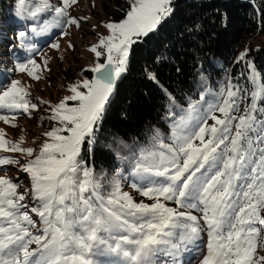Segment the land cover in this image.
Listing matches in <instances>:
<instances>
[{
	"label": "snow or ice",
	"instance_id": "6c2138e0",
	"mask_svg": "<svg viewBox=\"0 0 264 264\" xmlns=\"http://www.w3.org/2000/svg\"><path fill=\"white\" fill-rule=\"evenodd\" d=\"M77 2L33 0L28 6V0H15V16L31 25L48 13L54 15L53 27H79L86 18L69 12ZM173 14V0H128L124 16L103 23L107 34L88 49L96 62L87 71L95 75L68 85L70 94L55 104L39 101L48 106L52 122L39 147L22 146L0 130V153L26 157L22 162L0 155V170L18 165L30 183L18 191L13 178L0 176V264H102L98 257L107 255L121 258L119 264H179L181 252L197 250L202 253L199 264H264V255L257 253L261 229L256 226H264V103L257 107L264 101V84L251 92L252 102L237 115L238 95L242 100L247 90L230 78L218 102L201 117L204 95L189 101L185 110L156 73L146 71V78L172 105L168 116L174 128L171 144L154 137L153 149L141 148L131 158L132 174L142 181L137 191L149 202H136L115 178L105 193L83 164L82 151L85 146L94 149L110 98L128 71L133 46L159 32ZM27 36V29L16 32L15 47H25ZM50 46L59 48L58 43ZM246 56L247 50L236 63L246 62L253 70L248 79L255 83L257 75ZM38 68L28 56L10 71L39 80ZM44 69L50 71L46 62ZM29 96L19 80L0 85V121L15 128L12 121L19 115L31 118L38 103ZM117 156L125 158L119 152ZM31 214L39 217L42 227ZM205 231L203 252L198 242ZM161 256L171 260L162 261Z\"/></svg>",
	"mask_w": 264,
	"mask_h": 264
},
{
	"label": "trees",
	"instance_id": "16d2710c",
	"mask_svg": "<svg viewBox=\"0 0 264 264\" xmlns=\"http://www.w3.org/2000/svg\"><path fill=\"white\" fill-rule=\"evenodd\" d=\"M101 3L109 21L121 19L128 6V0ZM173 7L174 14L159 32L133 46L128 71L110 98L94 149L89 151L85 146L82 151L83 164L102 188L123 176L136 190L142 181L132 175L133 154L154 142V137L174 134L173 120L168 116L172 105L159 86L146 78V71L156 73L185 110L189 101H199L201 95L206 103L212 96L220 97L230 78L247 90L242 100L238 95L240 107L251 102L253 86L247 64L236 63L235 55L249 38H264V0H173ZM15 10V0H0V30L6 34L12 29V36L24 29L25 21L15 16ZM245 60L252 63L264 84V47L250 48ZM86 73L91 76V72ZM206 103L201 101V117L204 106L209 105ZM117 152L125 158H118Z\"/></svg>",
	"mask_w": 264,
	"mask_h": 264
},
{
	"label": "rangeland",
	"instance_id": "374dc122",
	"mask_svg": "<svg viewBox=\"0 0 264 264\" xmlns=\"http://www.w3.org/2000/svg\"><path fill=\"white\" fill-rule=\"evenodd\" d=\"M32 3L33 0H28V6H32ZM50 3L57 5L58 0H50ZM69 12L74 17H84L86 19L80 21L79 27L75 25L53 27L54 15L48 13L37 16L31 21V25H29L27 21H24L23 30H28V36L26 37V45L23 48L15 47L17 41L14 39V36L11 35L12 29L7 30L8 33L6 34L0 30V37L2 38L0 43V85L7 86L11 80H19L21 85L29 91V99L34 103H38V110L31 113V118L21 114L16 120L12 121V123L16 124L15 128L10 124H5L3 121H0V130L5 133V138L11 141L22 142V146L38 148L40 143L45 139L43 133L50 130L52 126V122L47 119L49 108L47 105L40 103V100L50 101L55 104L62 97L70 94L67 90L68 85L84 78H92L93 73L91 72V76H89L86 72H90L87 71V69L96 62V58L88 49L93 44L98 43V37L100 35L107 34L106 29L102 25L105 22H109V20H107L101 0H78L77 4L69 9ZM94 25L96 26L95 28L93 27ZM63 32H67L68 34L62 35ZM4 35H9V37H4ZM53 43H58L59 48H52L50 45ZM69 43L74 45V48H69ZM259 47H264L263 37L254 36L249 38L243 46L238 49L235 60H237L240 53L245 50L248 52L250 48L255 50ZM28 56H32L40 65V68L37 69V74L40 76L39 80H33L28 77L26 73L10 71L17 61L24 60ZM101 60H103V58H101ZM45 62L47 68H50V71L44 69ZM252 71V69L248 68V77L252 75ZM255 72L257 80L255 83L249 81L253 86V91H258L261 87V82L258 72L256 70ZM210 98L209 100L207 99L208 101L206 104H215L218 102L216 100H219V94L216 95V97L212 96ZM204 107L206 108L205 112H207L208 107ZM244 107L245 106L240 107V112L237 113V115L243 113ZM201 114L202 112L200 116ZM215 114L218 117L222 115L218 111L215 112ZM209 115H211V113H209ZM208 123L211 124L213 121L208 119ZM173 135L174 134L167 138L160 137L159 139L163 140L165 144H171L173 142ZM122 148L126 149L128 146H123ZM144 148L153 149L154 142ZM0 155H12L18 157L22 162L26 159V157L20 153H0ZM0 176L13 178L14 181L19 184L18 191H23L26 187H30L28 176L20 171L18 165L6 166L5 170H0ZM126 179L127 178L123 176L116 178L120 183L121 191L128 192L136 202H140L141 200L149 202L145 197L139 194L137 189L134 190L131 188ZM103 190L105 193L111 191V180L109 184H104ZM169 206L175 207L172 203H170ZM186 211H190L192 215L198 217L202 215V213L196 209H188ZM261 214L264 215V211H262ZM31 215L37 222V226L42 227L39 222V217L35 214ZM256 226L261 229V234L257 237V253L258 255H264V247H260L261 244H264V226L259 224ZM207 242V234L205 231L201 234V240L198 242L199 249H203V252H206ZM31 247L35 248L36 245L33 244ZM198 257L202 258V253L198 250L181 252L177 260L179 264H199ZM98 259L102 264H119L121 258L114 255H107L98 257ZM160 259L162 261L171 260V258L167 256H161Z\"/></svg>",
	"mask_w": 264,
	"mask_h": 264
},
{
	"label": "water",
	"instance_id": "95a60500",
	"mask_svg": "<svg viewBox=\"0 0 264 264\" xmlns=\"http://www.w3.org/2000/svg\"><path fill=\"white\" fill-rule=\"evenodd\" d=\"M93 75H95V74L93 73ZM93 75H92V76H93Z\"/></svg>",
	"mask_w": 264,
	"mask_h": 264
}]
</instances>
